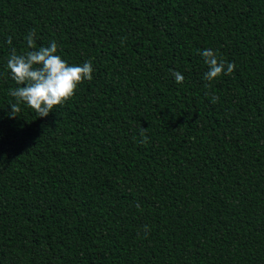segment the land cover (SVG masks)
<instances>
[{"label":"trees","instance_id":"16d2710c","mask_svg":"<svg viewBox=\"0 0 264 264\" xmlns=\"http://www.w3.org/2000/svg\"><path fill=\"white\" fill-rule=\"evenodd\" d=\"M31 29L93 79L9 119ZM0 264H264V0H0Z\"/></svg>","mask_w":264,"mask_h":264},{"label":"clouds","instance_id":"9594fccd","mask_svg":"<svg viewBox=\"0 0 264 264\" xmlns=\"http://www.w3.org/2000/svg\"><path fill=\"white\" fill-rule=\"evenodd\" d=\"M25 42L27 51L18 53L12 48L6 60L7 75L17 85L8 91L14 102L9 103L10 111L6 115L9 119H16L22 107H26L34 112L37 118H46L56 107L71 100L79 85L93 79V62L88 59L79 64H70L57 54L58 45L55 40L48 46L37 47L35 29L29 30ZM6 43H12L11 36L6 38ZM198 52L207 67V71L203 73V80L208 82L205 84L206 88L221 76L231 75L236 68L234 62L219 57L211 48ZM171 75L175 83H184L185 77L180 71L172 70ZM217 100L218 97H212L213 103ZM140 137L139 143L149 142L146 129L142 127ZM136 207L139 208L140 205L137 204ZM149 231L148 227L144 226L145 239Z\"/></svg>","mask_w":264,"mask_h":264}]
</instances>
